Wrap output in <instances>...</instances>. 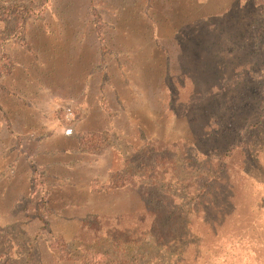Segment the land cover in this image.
<instances>
[{
    "label": "rangeland",
    "instance_id": "rangeland-1",
    "mask_svg": "<svg viewBox=\"0 0 264 264\" xmlns=\"http://www.w3.org/2000/svg\"><path fill=\"white\" fill-rule=\"evenodd\" d=\"M262 98L264 0H0V241L24 264H264ZM208 172L207 211L185 195L157 243L145 192Z\"/></svg>",
    "mask_w": 264,
    "mask_h": 264
},
{
    "label": "trees",
    "instance_id": "trees-1",
    "mask_svg": "<svg viewBox=\"0 0 264 264\" xmlns=\"http://www.w3.org/2000/svg\"><path fill=\"white\" fill-rule=\"evenodd\" d=\"M251 65L252 62L248 64V67ZM237 67H241V64H239ZM218 68H222V70L224 69L221 65H219ZM179 71L182 72L181 69ZM216 86L217 85H214L213 87ZM262 102L264 103L263 98ZM208 135L209 134H207L206 137H203L204 141L202 142V145H195L194 149L198 151V154H207L209 150ZM164 156L166 157V155ZM152 176L158 177L157 179L161 180L162 182L168 181L166 178V172L163 174H154ZM171 180L172 178L169 180V182H171ZM189 181L190 184L185 188L186 190L185 192H183V195L174 193L169 189L160 192H151L150 190L145 192L147 198L145 201L144 216L146 219L143 222H147L146 231L149 233V235H151L157 241V243H160L161 245L170 246V242L173 239V232L169 229V224H171L173 218H175L176 216L182 217L189 215V212L185 213V211L183 210L182 204H177L178 201H184L185 195L193 194L192 196L198 201L195 205L196 207L194 208L195 212H198L201 208H205V211H207L205 204L206 197L209 195V172L207 173V176H205L204 174H200L195 178H191ZM1 237L2 236L0 234V238ZM3 242L5 241H0V264H7L8 262H10V264H24V257L22 256H17V259L13 261L10 253V248L9 250H6L4 248L5 244H3Z\"/></svg>",
    "mask_w": 264,
    "mask_h": 264
},
{
    "label": "built area",
    "instance_id": "built-area-1",
    "mask_svg": "<svg viewBox=\"0 0 264 264\" xmlns=\"http://www.w3.org/2000/svg\"><path fill=\"white\" fill-rule=\"evenodd\" d=\"M66 110H67V113H69V114L73 113L72 107H68Z\"/></svg>",
    "mask_w": 264,
    "mask_h": 264
}]
</instances>
